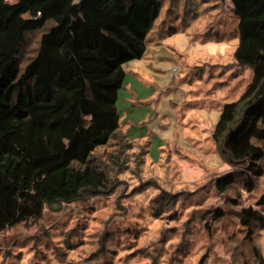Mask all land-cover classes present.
Returning <instances> with one entry per match:
<instances>
[{
  "label": "rangeland",
  "instance_id": "374dc122",
  "mask_svg": "<svg viewBox=\"0 0 264 264\" xmlns=\"http://www.w3.org/2000/svg\"><path fill=\"white\" fill-rule=\"evenodd\" d=\"M194 1L197 8L175 2L164 17L169 0H161L156 45L124 64L115 103L120 128L147 141V154L120 139L98 147L94 155L113 167L115 185L0 231V264H264V229L245 238L236 214L248 205L264 214L256 204L264 174L250 192L239 181L222 193L213 186L215 175L231 169L215 151L213 127L223 98L239 96L252 70L233 62L231 0ZM38 36L27 35L20 64Z\"/></svg>",
  "mask_w": 264,
  "mask_h": 264
},
{
  "label": "trees",
  "instance_id": "16d2710c",
  "mask_svg": "<svg viewBox=\"0 0 264 264\" xmlns=\"http://www.w3.org/2000/svg\"><path fill=\"white\" fill-rule=\"evenodd\" d=\"M183 1L169 0L164 17ZM231 3L238 18L233 62L252 75L239 96H224L211 133L231 167L213 177L220 193L238 181L250 192L264 174V0ZM161 6V0H0V231L39 218L46 206L111 189L113 167L94 155L110 140L147 154V141L120 128L115 103L124 64L143 57L148 34L163 26L156 23ZM35 31V52L20 64ZM256 204H264V190ZM236 214L245 238L264 229V214L252 205Z\"/></svg>",
  "mask_w": 264,
  "mask_h": 264
},
{
  "label": "crops",
  "instance_id": "0c3cea01",
  "mask_svg": "<svg viewBox=\"0 0 264 264\" xmlns=\"http://www.w3.org/2000/svg\"><path fill=\"white\" fill-rule=\"evenodd\" d=\"M154 40V34H148V38H146V46L148 47L149 44L156 45Z\"/></svg>",
  "mask_w": 264,
  "mask_h": 264
},
{
  "label": "built area",
  "instance_id": "2783aa9c",
  "mask_svg": "<svg viewBox=\"0 0 264 264\" xmlns=\"http://www.w3.org/2000/svg\"><path fill=\"white\" fill-rule=\"evenodd\" d=\"M176 70V68H174Z\"/></svg>",
  "mask_w": 264,
  "mask_h": 264
}]
</instances>
